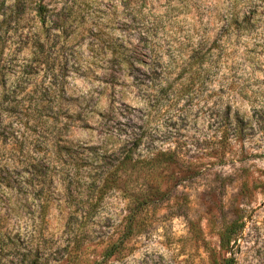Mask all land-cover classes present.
Wrapping results in <instances>:
<instances>
[{
  "label": "rangeland",
  "instance_id": "rangeland-1",
  "mask_svg": "<svg viewBox=\"0 0 264 264\" xmlns=\"http://www.w3.org/2000/svg\"><path fill=\"white\" fill-rule=\"evenodd\" d=\"M145 62L165 72L155 86L168 93L153 106L155 88L137 84ZM49 78L60 99L36 106ZM119 127L194 172L139 215L136 233L124 237L130 208L118 189L87 223L81 204L70 219L57 180L47 212L27 196L23 181L47 168L50 141L83 157ZM181 175L171 166L152 184ZM236 219L225 250L220 235ZM225 259L264 264V0H0V264Z\"/></svg>",
  "mask_w": 264,
  "mask_h": 264
},
{
  "label": "trees",
  "instance_id": "trees-1",
  "mask_svg": "<svg viewBox=\"0 0 264 264\" xmlns=\"http://www.w3.org/2000/svg\"><path fill=\"white\" fill-rule=\"evenodd\" d=\"M45 10L46 8L40 4L35 7L36 15L44 25L46 20ZM121 63L124 68H130L133 65L131 60L124 57H122ZM143 65L146 67L144 75H147V77H145L146 79H138L137 84L140 87L144 85L143 90L145 91L146 87L149 89L155 88V94L146 98L153 106L163 96V93H168L167 87L155 86L156 80L165 72L158 70L154 64L145 62ZM50 68L53 70L51 65ZM147 83H150V86ZM40 88L47 93L46 96H49V99L39 95L34 103L36 106L59 100L63 89L61 86L56 87L54 81L50 78L46 83L43 82ZM35 91L40 90L36 88ZM129 134L130 132L123 131L121 127L110 131L100 146L88 148L85 155L81 152L83 157L76 155L71 146L62 144L60 139L54 138L53 141L49 142V149L46 153L47 168L39 173L37 172V166L34 165L32 167L34 172L32 177L23 181V185L27 189L29 188L27 196L33 202L38 200L36 201L37 207L43 213L47 212L52 200L50 189L54 181L57 180L63 187L64 204L69 210L70 219L75 218L78 211L76 206L81 204L82 209H86L83 218L87 223L93 217L106 194L110 190L118 189L124 192L125 197L128 198L130 208L124 218L126 222L124 237L133 235L139 215L146 209L166 200L169 197L170 190L194 172L182 169V164L179 163V159H177L174 152L154 148H145L143 151L141 149V144H143L141 135ZM116 138L120 143L119 145L115 143V146H113ZM141 153L143 155H140ZM171 166L179 167L183 173L173 185L165 183V188L162 190L160 189V183H158L160 180L152 184L155 176H161L162 172L168 170ZM40 186L41 189L37 190ZM44 187L47 190L45 193L43 191ZM147 189L152 190V192ZM38 193H43L42 200L36 199L34 196ZM241 227L242 223H238L237 219L231 221L225 227L220 235V244L223 249H229L233 236ZM117 245V242L108 244L103 250V259L112 257L118 250ZM224 264H232V260L225 259Z\"/></svg>",
  "mask_w": 264,
  "mask_h": 264
}]
</instances>
